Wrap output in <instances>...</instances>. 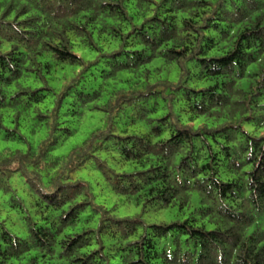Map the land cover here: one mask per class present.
I'll return each instance as SVG.
<instances>
[{
	"label": "trees",
	"instance_id": "obj_1",
	"mask_svg": "<svg viewBox=\"0 0 264 264\" xmlns=\"http://www.w3.org/2000/svg\"><path fill=\"white\" fill-rule=\"evenodd\" d=\"M84 108L107 126L51 156ZM32 111L48 130L38 143L20 129ZM129 111L150 132L118 133ZM0 140L26 147L0 148V198L11 191L26 226L0 210V264H264V0H0ZM112 150L136 168L115 170L100 157ZM89 161L143 212L198 200L182 221L119 217L76 178Z\"/></svg>",
	"mask_w": 264,
	"mask_h": 264
},
{
	"label": "rangeland",
	"instance_id": "obj_2",
	"mask_svg": "<svg viewBox=\"0 0 264 264\" xmlns=\"http://www.w3.org/2000/svg\"><path fill=\"white\" fill-rule=\"evenodd\" d=\"M79 52L88 59H93L95 53L89 51L86 47H83L82 44L79 45ZM158 62V59L156 60ZM68 70V69H67ZM64 70L57 72L58 76H61L65 73ZM68 76L70 71L67 72ZM162 76H168L172 80H178L180 78V73L176 67L165 68ZM33 79H29V82H32ZM195 83L194 79L191 78V83ZM53 83V81H51ZM34 85H37L33 83ZM106 99V98H105ZM104 101V100H103ZM102 103V102H100ZM94 105V103H91ZM181 105L178 107V111L182 114L184 119H187L188 113L181 110ZM65 111V109H64ZM84 114L82 116H73L71 114L66 115L64 118L67 119L71 127L74 129V133L68 136L65 140L60 142L57 147L51 152V156H64L67 155L73 147L81 144L94 130L99 128H104L107 126L109 114L105 111H102L97 108L89 109L84 108ZM134 116V117H133ZM136 119V120H134ZM117 132L120 134H144L150 132L151 126L146 124L143 120L136 118L134 114L130 111L126 114H122L121 117L116 119ZM20 129L25 133L30 140L34 143H38L47 136V127L45 125H40L35 117L34 111L32 113H27L22 116L20 121ZM9 147L11 149H25L24 143H19L17 141H5L0 140V148ZM100 157L105 159L108 164L113 167L115 170L122 171H133L136 168V165L132 162L124 161L119 152L112 151H103L100 153ZM76 178H83L89 181L93 186V191L96 195V202L104 205L109 209H114L113 213L119 217H132L138 214L143 213V219L147 225L160 224V223H172L175 221H182L188 215L189 212L194 208L198 200V196H195L194 204L191 209H186L184 211L179 210L177 207H167L163 209H149L147 212H143V204L137 203L134 196L121 195L117 194L105 181L102 173L93 166V161H89L86 165L81 168L76 173ZM12 187L14 193L22 197L27 205V208L33 213L34 216L38 217L41 214H38L36 197H33L29 189V184L25 180L16 175L12 179ZM11 191L5 193L4 198H0V210L2 217H5L7 226L14 232L25 236L26 226L24 220L22 219V213L19 205L6 203V200H9ZM3 202V204H1ZM211 228V226H209ZM144 231L143 227H140L138 234H141ZM138 234L131 237L129 240H134L138 237ZM19 264V262H15Z\"/></svg>",
	"mask_w": 264,
	"mask_h": 264
}]
</instances>
